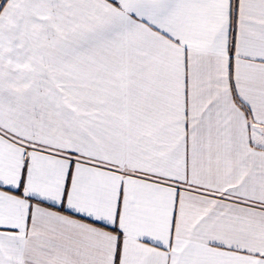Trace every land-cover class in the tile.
<instances>
[{"label": "snow or ice", "instance_id": "obj_1", "mask_svg": "<svg viewBox=\"0 0 264 264\" xmlns=\"http://www.w3.org/2000/svg\"><path fill=\"white\" fill-rule=\"evenodd\" d=\"M0 264H264V0H0Z\"/></svg>", "mask_w": 264, "mask_h": 264}]
</instances>
